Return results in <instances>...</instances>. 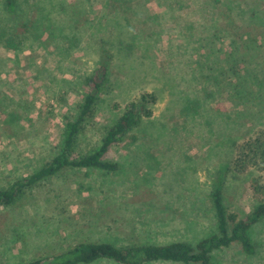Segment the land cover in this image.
Returning <instances> with one entry per match:
<instances>
[{
    "label": "rangeland",
    "instance_id": "rangeland-1",
    "mask_svg": "<svg viewBox=\"0 0 264 264\" xmlns=\"http://www.w3.org/2000/svg\"><path fill=\"white\" fill-rule=\"evenodd\" d=\"M103 65L73 157L97 149L143 94L151 113L104 155L116 170L67 166L0 206V264L80 242L195 245L218 232L220 173L227 213L237 221L254 208L264 160H235L264 130V0H16L12 13L0 0V190L60 152ZM249 236L253 253L233 241L212 264H264V217Z\"/></svg>",
    "mask_w": 264,
    "mask_h": 264
},
{
    "label": "trees",
    "instance_id": "trees-1",
    "mask_svg": "<svg viewBox=\"0 0 264 264\" xmlns=\"http://www.w3.org/2000/svg\"><path fill=\"white\" fill-rule=\"evenodd\" d=\"M5 9L12 13L16 8V0H4ZM99 72H102L99 73ZM105 72L104 65L94 73L90 81L93 89L84 96L77 118L66 123L63 131V142L60 152L45 166L24 180H18L7 189L0 190V206L12 204L21 195L24 188L36 182L57 174L67 166L78 168H99L116 170L118 164L105 160L103 157L112 144L122 141L125 136L139 123L142 112L146 110L152 96L143 94L139 102H131L123 114L108 128L99 147L88 153L73 157L74 146L81 124L91 113L101 88L100 76ZM235 160L236 167L243 169L258 162V157L264 160V130L254 138L249 139L238 150ZM223 174L217 180L211 193L214 214L217 222V233L199 240L195 245L187 241H172L166 244H131L117 247L107 242H80L73 248L50 258L35 259L21 264H91L98 260H111L119 264H146L152 261H171L182 264H212V251L228 246L238 241L243 250L254 252V245L249 236L251 226L264 217V183L253 180L252 189L256 197V204L243 219L235 220V215L227 213L222 196ZM229 220L234 222L229 228Z\"/></svg>",
    "mask_w": 264,
    "mask_h": 264
}]
</instances>
